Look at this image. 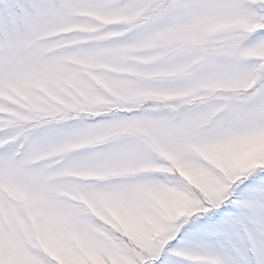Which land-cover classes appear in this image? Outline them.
Instances as JSON below:
<instances>
[{"label": "snow or ice", "instance_id": "obj_1", "mask_svg": "<svg viewBox=\"0 0 264 264\" xmlns=\"http://www.w3.org/2000/svg\"><path fill=\"white\" fill-rule=\"evenodd\" d=\"M0 264H264V0H0Z\"/></svg>", "mask_w": 264, "mask_h": 264}]
</instances>
